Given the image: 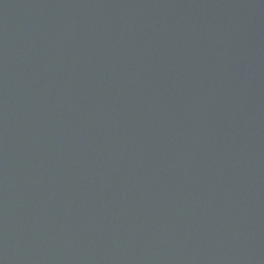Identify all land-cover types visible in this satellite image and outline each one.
Listing matches in <instances>:
<instances>
[{
  "label": "water",
  "instance_id": "1",
  "mask_svg": "<svg viewBox=\"0 0 264 264\" xmlns=\"http://www.w3.org/2000/svg\"><path fill=\"white\" fill-rule=\"evenodd\" d=\"M0 264H264V0H0Z\"/></svg>",
  "mask_w": 264,
  "mask_h": 264
}]
</instances>
